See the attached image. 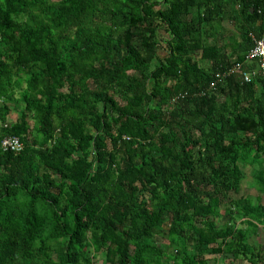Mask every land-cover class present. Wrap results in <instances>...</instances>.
Returning a JSON list of instances; mask_svg holds the SVG:
<instances>
[{
    "label": "trees",
    "instance_id": "obj_1",
    "mask_svg": "<svg viewBox=\"0 0 264 264\" xmlns=\"http://www.w3.org/2000/svg\"><path fill=\"white\" fill-rule=\"evenodd\" d=\"M263 37L264 0H0V264H264L230 198L264 195Z\"/></svg>",
    "mask_w": 264,
    "mask_h": 264
},
{
    "label": "built area",
    "instance_id": "obj_2",
    "mask_svg": "<svg viewBox=\"0 0 264 264\" xmlns=\"http://www.w3.org/2000/svg\"><path fill=\"white\" fill-rule=\"evenodd\" d=\"M246 59L248 61L258 60L259 66L264 72V37L259 39V40H256L254 48L250 50ZM240 68H241V65L237 64L234 66V68H231L227 72H218L216 75V80H214L211 83L210 87L211 88L215 87L217 85L218 81L222 77H225L227 74H229V72H232L235 69H240ZM250 79H251V74H249V73L246 74L245 80L250 81ZM3 144L6 148L9 147L15 151H20L23 148V144L21 143V141L17 137H8V138L4 139Z\"/></svg>",
    "mask_w": 264,
    "mask_h": 264
},
{
    "label": "rangeland",
    "instance_id": "obj_3",
    "mask_svg": "<svg viewBox=\"0 0 264 264\" xmlns=\"http://www.w3.org/2000/svg\"><path fill=\"white\" fill-rule=\"evenodd\" d=\"M245 169L247 170L249 176H248L247 180L244 182L243 187H242V190L240 192H234V191L230 192V198H232V199H240L242 197L252 196L254 198V202L255 203H258L257 202L258 201L257 199H259L261 201V203H264V195L259 198L258 197L259 196L258 192L255 189H252V188H250L248 186V181H251L252 180V178H251V168L250 167H247ZM225 220H228V217H226ZM262 230H261V232H262ZM260 243H262V242L258 238V239H256L254 245H257L258 246ZM189 246L192 249L193 248H196V245H194V244H189ZM95 256H96L95 257V264H102V254H98V255H95ZM206 257L211 260L212 264H215V263L222 264L223 263V260L222 259H220V261L216 262L215 261L216 258H214V255L207 254ZM237 264H241V261L238 262Z\"/></svg>",
    "mask_w": 264,
    "mask_h": 264
},
{
    "label": "crops",
    "instance_id": "obj_4",
    "mask_svg": "<svg viewBox=\"0 0 264 264\" xmlns=\"http://www.w3.org/2000/svg\"><path fill=\"white\" fill-rule=\"evenodd\" d=\"M261 235L258 237L261 240V244L262 246H264V229L262 230V232L260 233ZM214 258H216V256H214ZM220 261V259H217V262Z\"/></svg>",
    "mask_w": 264,
    "mask_h": 264
}]
</instances>
